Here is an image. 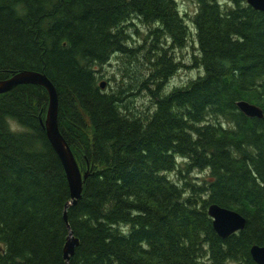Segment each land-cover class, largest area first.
<instances>
[{
    "label": "trees",
    "instance_id": "obj_1",
    "mask_svg": "<svg viewBox=\"0 0 264 264\" xmlns=\"http://www.w3.org/2000/svg\"><path fill=\"white\" fill-rule=\"evenodd\" d=\"M190 1L196 9L183 15L175 0H0V80L25 70L47 77L58 129L88 174L66 224L70 192L43 128L46 90L0 94V264H65L67 226L78 241L69 264H255L249 250L264 246V12L245 0ZM191 32L198 74L165 91L190 68L173 51ZM114 57L126 68L103 90ZM240 101L263 117L244 116ZM210 205L237 212L244 229L218 237Z\"/></svg>",
    "mask_w": 264,
    "mask_h": 264
},
{
    "label": "water",
    "instance_id": "obj_2",
    "mask_svg": "<svg viewBox=\"0 0 264 264\" xmlns=\"http://www.w3.org/2000/svg\"><path fill=\"white\" fill-rule=\"evenodd\" d=\"M246 4L253 10L264 12V0H245ZM20 85H35L44 88L48 94V105L46 109L43 128L46 137L57 154L67 178L70 200L64 206L63 220L67 224L66 211L70 206L76 204L81 198L83 183L87 178L86 174H81L75 158L62 137L58 129V99L55 87L47 79L44 74L34 71H20L14 73L7 79L0 80V94L8 93L13 88ZM101 88H104V83H101ZM236 107L240 113L247 118L261 119L263 112L258 107L244 101L236 103ZM207 213L212 220V227L214 232L221 239H226L234 235L245 227V219L237 212L221 208L217 205H210L207 208ZM68 236L63 250V258L65 264H69V259L74 253L78 241L73 237L69 227L67 226ZM252 261L255 264H264V246L253 245L249 250Z\"/></svg>",
    "mask_w": 264,
    "mask_h": 264
},
{
    "label": "rangeland",
    "instance_id": "obj_3",
    "mask_svg": "<svg viewBox=\"0 0 264 264\" xmlns=\"http://www.w3.org/2000/svg\"><path fill=\"white\" fill-rule=\"evenodd\" d=\"M190 0H175V3L181 13L184 15V11L187 13H191L194 9L193 4L189 2ZM219 3L224 6L228 5L230 3V0H218ZM136 28L144 32L145 27H143L141 24H137ZM132 35L134 32L131 33ZM143 34V33H142ZM139 38L135 36L134 41L135 43H132L131 47H137L140 45L141 42H138ZM197 54V45H196V40L194 37V32H191V38L189 39L188 45L185 49L183 50H174L173 51V56L174 60L178 63H183L186 66L190 67L192 66L191 62V57ZM126 59H120L117 60L116 57L112 58L110 63H108L106 66H104L103 71H104V77L101 80V83L104 84V89L103 90H109L110 87L114 86L113 79H116L117 81L121 80V74L120 71L124 68H126L125 64ZM128 70V69H127ZM128 74L130 75V72L128 70ZM198 74V70L196 68L190 67V68H182L178 70L172 77L166 82L165 85V91H170L174 87H179L184 84H186L192 77H195ZM147 98L146 97H139L138 98V105L146 103ZM195 178H200L202 177V174L199 172H195L193 175ZM170 177L175 181L177 178L175 175H170Z\"/></svg>",
    "mask_w": 264,
    "mask_h": 264
},
{
    "label": "flooded vegetation",
    "instance_id": "obj_4",
    "mask_svg": "<svg viewBox=\"0 0 264 264\" xmlns=\"http://www.w3.org/2000/svg\"><path fill=\"white\" fill-rule=\"evenodd\" d=\"M189 2H191V1H189ZM191 3L193 4V2H191ZM193 7H194V9H193V11H194V10L196 9L194 4H193ZM193 11H192V12H193ZM185 13H187V12H186V11H184V15H185ZM190 27H191V26H190ZM190 27H189V28H190ZM189 28H188V30L190 31V29H189Z\"/></svg>",
    "mask_w": 264,
    "mask_h": 264
}]
</instances>
